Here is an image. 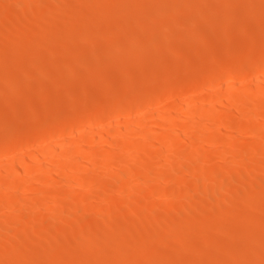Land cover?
I'll list each match as a JSON object with an SVG mask.
<instances>
[{"label":"rangeland","instance_id":"374dc122","mask_svg":"<svg viewBox=\"0 0 264 264\" xmlns=\"http://www.w3.org/2000/svg\"><path fill=\"white\" fill-rule=\"evenodd\" d=\"M5 1L6 0H0V2L2 3L0 4L1 5L0 12H2L0 13V31H1L0 32V86H1L0 87V159H5L4 163L9 162L8 164L19 165L18 163L25 161L24 160L26 157L25 152L29 154V151H33L34 148L36 149V147L37 146L39 147L40 144L42 145L48 144V142L52 140V138H50L51 135H49L50 131H54L58 129L60 130V132H62V137L64 136L63 132L65 131L68 132V130L71 133L73 132L71 136L78 135L79 128L86 126V124L88 123L89 116L92 113L99 112L101 108H103V106L108 107V108L110 107L111 109L112 108L115 109L117 108L118 104L120 105L123 104V106L121 105L119 107L124 109L125 104H126L125 100L130 97H134L136 101H141L142 99H145L146 97H150L152 95L158 94L159 102H157L156 104L154 103L153 105L155 106L154 107L152 106V107L153 108L165 107L166 105L173 103V99H171V97H167L169 96L167 92L169 91L168 90L169 87L172 85H176L180 90L181 89L186 90L185 87H188V84L190 83L192 78L197 79V80H204V79L207 80L208 78L211 79L214 77V78H217V81L221 80L220 81V83L222 82L221 86L222 88H224L229 81L227 80L228 75H229V72L233 69L232 67H234V65L236 68H242L244 66H247L248 64L250 65V63H253L255 59L259 57L258 55L262 54V52L264 53V47H263L264 43H262L264 42V27H263L264 26V21H263L264 13L262 11L264 10V0H262L261 2L260 0L259 1L252 0L253 3H251V0L249 2H247L248 0H244V1L242 0H225V1L224 0H59V1L58 0H53V1L52 0H48V1L47 0H23V2H21L22 0H18L16 2L10 1L8 5L5 6L6 8H4L3 5H5ZM245 2L250 3V4L248 5ZM256 2L258 5L256 4ZM243 3L245 4L243 5ZM260 3H261V6H260ZM233 4L235 5L233 6ZM236 5H238V7ZM240 5H243L244 7H241ZM8 6L10 9H8ZM85 6H86V9H85ZM227 6L230 8H228ZM20 7H23L22 9L26 11L25 14L27 16L24 15L23 10L20 11L21 10ZM261 8L262 10H260ZM227 9L231 10V12L229 10L227 11ZM38 10H41V11L38 12ZM8 11H10V13ZM256 11L257 13L255 14L254 12ZM13 13L18 14V16L20 15V17H17L18 20L21 19L20 21L22 22L25 21V22L20 23V21H18L16 18V14H13ZM170 13L172 14L170 15ZM245 13L247 14L248 17L245 16L246 15ZM252 15H257L258 18L257 16L252 17ZM4 16H6V18H4ZM41 17L43 20L41 19ZM175 17H176V20H175ZM226 17L228 18V20L230 19L231 21L230 20L228 21ZM241 17H243V21ZM254 17L257 18L259 22L257 19H254ZM171 18L174 20H171ZM246 18L248 19L246 20ZM6 19H8V21ZM156 20H159V21H156ZM255 20L258 22L256 23L257 27H255V23H254ZM11 22H14L15 24L14 23L11 24ZM243 22L245 23L243 24ZM3 24H5L6 26ZM207 24L210 26H207ZM212 26L214 27V29L212 28ZM9 27H10V32L8 29ZM219 28L222 31L221 34L219 32L220 30ZM189 30L190 32H192V35L191 34L189 35L190 33ZM23 31L25 32L23 33ZM33 31H34V35H33ZM213 35L215 36V38ZM220 35L223 37H221ZM227 35L231 37L229 36L227 37ZM186 36H188V39ZM185 40L186 42L184 43ZM255 40L256 42H258V44L253 43ZM204 41H207V42L205 43ZM220 41L224 42L222 46H221L222 42ZM249 41L251 44L249 43ZM164 42L167 45L166 44L164 45L163 44ZM141 44H142L143 49L145 47L146 49H148V50L145 49V51L142 52V56H141L142 48L141 49L139 48L141 51L137 49L139 46H141ZM203 44H206V45L203 46ZM253 44H254V47H253ZM255 44L257 46L259 45V47L261 48L256 49L257 46ZM148 45L149 46L154 45V46L148 47ZM78 48H79V51H78ZM91 48H93V51ZM256 50H260L258 51V54L255 53V55L257 54L256 56L253 54L254 52L250 53V51L256 52ZM245 51L249 52L250 54L246 53ZM129 52L132 54H130ZM212 52H213L215 59L212 58L213 57ZM234 52H236V57L234 55L235 54ZM87 53H89L90 55ZM138 53L140 54L139 55L140 57L138 56ZM173 53L174 55H176L177 53V56H173ZM124 54H127V55H124ZM134 55H136L137 58ZM208 56L209 58L211 57L212 59H214L213 60L214 63H211L212 59L211 58L209 59ZM217 56L219 57L216 58ZM243 56H245V58ZM250 56L252 57L250 58ZM174 57H177V60ZM198 57L199 59L201 58L200 64H199ZM241 57H243L245 60L247 59H251V60L246 62L243 59L242 61ZM29 59L30 61H32V63L29 61ZM218 60H220L219 63H218ZM138 61L140 63L142 62V64H140ZM201 61L203 63H201ZM115 65L117 66L115 67ZM174 68H176V70L172 71ZM183 69L185 72L183 71ZM138 70L140 71L138 72ZM149 72L152 73L151 76ZM140 75H143V76L140 77ZM145 76H146V80L149 79V77H150V80L146 81ZM122 77H125V78H123L121 81ZM131 79L133 80L134 83L132 82ZM249 79L251 81V77L246 76L245 79H242L241 81L238 82L237 87L238 88L240 87L241 89H244L247 87L246 90H252L254 86L256 85V83L255 82L253 83V81L252 82L249 81L248 83ZM149 81H151L150 82L151 84L149 83ZM217 81L215 83L218 84L219 82ZM135 82H136V85H135ZM156 82H158V84H155ZM124 84H126V86L128 84V87H125ZM217 84H215L213 87L216 91H218L219 89V87H217L216 89ZM117 85H120L121 89H119V86H118L117 89L119 90H117L116 89ZM131 85H133V87ZM180 85H182L181 88H180ZM198 86L199 85L193 87V89L194 88L195 89L192 92V95L197 96V97L201 96L203 98H206L207 94L209 95L210 92L201 93V91H199L201 90L200 89L201 86L199 87ZM128 88H130V90ZM132 88H134V90H132ZM248 88H251V89H248ZM122 90L123 91L125 90V91L122 92ZM196 90L198 92H196ZM107 91H109V93ZM128 91H131L133 93L128 92ZM161 92H163V94ZM12 98L14 99V102ZM83 101H85V103H83ZM118 101H120V103ZM258 109L259 108H255L251 111H249L250 110L249 109L247 110L248 114H245L244 116L238 115L242 118L238 117L237 113L233 112L234 117L225 120V123H223L222 125L219 124L221 126L219 125H218L219 127L217 126L218 127L217 129L219 132L215 130L217 132L216 134H219V136H221V134H223L224 131L225 133L231 132L233 133L232 136L238 140V141L236 140V144L240 143L241 146L237 147L239 145L237 144L236 148L233 149L234 151L237 150L238 148H240V150L244 148V150L242 151L237 150V152H235V156H232L231 159L229 158V160L225 161L223 156H220L222 152H223L222 155L224 154L226 144L218 138H216L210 143L204 142L203 144V142H201L202 145H200V148H201V151L203 150L201 153L213 155L214 160L210 162L207 161L205 157H202V154L200 157H198L199 159L195 158V160L185 158V157L181 159H178V158L175 159L173 157L174 154L165 155L166 159L168 157L171 158L172 156L173 158L172 160L173 161L175 160L174 161L175 163L173 161L172 163L176 165L178 164L180 166V171L177 172L176 174L172 172V170H174V167H173L174 164L173 165L170 164L167 166L162 165L161 167H158L159 165L156 162L157 160H155L154 155L148 154L143 159H140L136 161L135 163L131 164V169H133L136 172V174L133 175V177L128 176V179L126 177V181L130 182L128 183L129 185L128 187L130 188L127 191L123 192V190H120L118 187L117 188L118 191L115 189L116 191L115 190L113 191L115 193L112 192L111 194L113 195L110 194L109 198L112 197L113 199H109L107 198L108 196H106L107 195V190H106L107 185L106 184H108V181L111 182V179H112L114 180L112 181V183L114 182V184L117 185V183H115L116 181L115 178L117 180L119 179V177H117L118 173L122 175V173H120L122 171L118 169V167L116 168V166H118L120 163L119 161H120L121 152L120 154L115 153L107 158L99 155L98 152H100L102 150V146H104V144H102L104 142H101L103 141L101 138V135H100V138H98L99 136L96 135L97 141H95L94 146L96 147L95 149L97 150V152L93 153L92 157L90 156L91 159L89 160H92L90 162L94 163V164H91L92 167H94V169H96V167H98L99 169L98 175L100 177L99 176L98 177L100 179L102 177V179L99 182L103 184L105 183L104 185L101 184L102 187L99 185L100 184L99 182L94 183V184L90 183L88 187L79 185V184L70 185L69 179H66V177L65 178L53 177L52 180L47 179L51 182H48V181L44 183L41 182L42 184H40V181H36L35 185L31 189H28V190H26L25 188L18 190L16 186L10 187L11 185L5 186L4 188V186L0 184V195H1L0 196V228H1L0 234H2L0 235L1 237L0 238V264H36V263L37 264H48V262H50L49 264H78V263L79 264L80 263L81 264H119V263L120 264H145V263L146 264H150V263L151 264H168V263L169 264H180L181 261H182L181 264H183V262L184 264H199V263L200 264H221V262L223 264H235L233 263V261L234 262L236 261V264H255V263L263 264L264 263V252H263L264 250V246H263L264 245V209H263L264 208L263 206L264 205V198H263L264 197V190H263L264 189L263 187L264 186V167L263 165L264 164L261 163V161L264 162V143L262 142L263 144L261 146L260 145L261 136L256 135L255 133H252L249 131V127L251 126L249 124L251 123L252 125L253 123H256V122H258L259 124L262 123L261 125L264 124V109L263 110H260V109L258 110ZM133 111H137V110H135L134 108ZM260 111H263L262 116H258ZM234 113L236 116L234 115ZM110 116L111 115H108L107 117L109 121L106 118L107 121L105 120V122H97L96 125H93L92 129L91 127L89 128L92 131L93 130L98 131L97 129L99 130L102 129L101 131L102 133L104 132V136H105L106 134L105 132L113 131L115 129L114 128L115 126L124 125L125 122L128 121L127 118H129V120L131 116H132L131 118H134L136 116V113L134 112L130 115L121 113V116H119L118 118H116V116L113 114L111 117ZM244 117L246 118L244 119ZM133 121L135 122L136 120L133 119ZM259 121H261V123ZM105 125H108L107 128ZM87 127L88 126H86V128ZM61 128L63 130H61ZM89 128L87 129L89 132H91ZM158 130L161 131V133L158 132ZM158 130L157 129L154 130L155 132L157 131L156 134H158L160 137H163V135L166 136L165 135L166 132H164V130H161V129H158ZM123 132L124 130L122 131V133ZM122 133L118 136L119 138L117 137L118 141L110 140L112 141L111 143L112 145L115 142H117V144L115 143V146H113V148L117 150L120 149V148H117V147H120L119 142H123L125 138V136ZM172 134L169 133L167 137L169 139L170 138L173 139L176 137L174 140H177V143L181 145V147L185 144L183 148L185 147V149L187 150L191 149L195 145L194 140L197 141V139H195L197 137L195 134L184 135L183 131L181 133H172ZM178 134L180 137L177 136ZM29 136L38 137L36 141L37 143H38V140L41 138L40 140H42V142L38 144L37 143H34V144L27 143V138H29ZM69 137H67L69 139V141L67 142H69L70 144L73 141L75 142V140H73L75 139V137L73 138L71 137L69 138ZM76 138L77 140H79L78 136H76ZM121 138L122 140L120 141ZM240 138L241 139L243 138V139L240 140ZM74 142H73V145H74ZM149 143L151 142L149 141L143 142L144 145L145 144L148 145ZM156 144H158V141ZM256 144H259V146L258 145L256 146ZM26 145H29V146L26 147ZM155 146L158 147V145H155ZM97 148L98 149L101 148L100 151ZM129 151L130 153H132L133 150H129ZM129 151H126L128 153L124 152L123 154H130ZM22 153H25V154H22ZM236 153H240V154L238 155ZM217 154L220 157L216 156ZM236 155L238 156L236 157ZM241 158L244 160H242ZM245 158L248 159V161H246ZM44 159L49 160V158L48 159L44 158ZM44 159H42L43 162L41 161L38 164L40 165L41 163H43L40 165L41 168L42 167L43 168L35 169L34 171H31L32 175L31 173L30 174L27 173L28 175L24 174L25 176L24 175L23 176L27 177L25 179L29 181L32 179L31 181H34L33 179H38L39 175L42 176L43 174L42 172L46 170L45 166L43 165H46L47 167V164L49 162V161H44ZM240 160H242V163ZM227 162H229V164ZM219 164H222L223 166L228 165L229 167L228 166L223 167L222 165L220 166ZM36 167L39 168L38 166ZM147 167L152 168L151 170L152 173L150 174L149 178H144L142 176L143 173L141 175L139 174L142 171H144ZM200 167L204 170L207 169L208 173L210 172L208 176L209 179L207 180L209 184H211L212 186L215 185L216 183L218 185L221 179L226 177V175H229V174H226V173H229V170L234 171L238 169L236 171L241 172V174L239 173L241 175L240 177L241 180L240 179H239L240 181L237 180L239 183H234V186L229 188V190L231 189L230 192L228 191L224 192L225 196L223 194L224 196L223 201L218 203L217 201H215V198L214 199L213 198L210 199L208 197L206 198L207 195L203 191L198 189L203 186L202 185L203 183H200V182L197 183L195 182V179H193L194 184L197 183L195 186L197 188H193L191 184L189 185L185 181H180L181 177H184V178L185 177L192 178L193 176L199 177L200 175H197L196 172H198ZM218 167L219 168L222 167L224 170V171L222 170L223 171V173H221L222 176L220 174H217L216 172V169ZM201 168L199 171L202 170ZM225 168L229 170H227L226 172ZM247 172H248V175H247ZM4 173L5 172L2 173V170H1L0 177L4 179L5 176H7L6 178H8V174L7 173L4 174ZM67 174H66L67 177L71 176L72 178H76L80 175L78 171L76 173L72 172L71 174L70 173H67ZM164 174L166 175L167 178L161 179V177ZM218 176H219V180H218ZM220 176L222 177L221 179H220ZM249 177L251 180H249ZM200 179L202 178L200 177ZM200 179L196 181H202ZM252 180H253V186L255 185L254 187L248 186L251 184L250 182ZM31 181L30 183H32ZM259 181L261 182L258 183ZM247 182H248V185H247ZM236 184L237 185L239 184V185L237 186ZM163 185H166V187L168 188L167 189L168 191L166 194L161 193L160 188H162L161 186ZM138 187H140L139 190H138ZM251 187H253V189ZM32 189H34L35 191H32ZM194 189H195V192H194ZM56 190L58 191V193L61 192V194L63 192L71 191V193L73 192L72 194L75 197L78 196L79 198H75V197L73 198L63 197L62 198L61 197L58 199L60 201L57 200L56 202L53 203V201L49 199V195H51L54 192H57ZM17 191H20L21 193L19 192V195L23 196V198L22 196L20 197L22 202H20L19 205L18 203L9 204L7 203V201H2L3 199H6L7 197L13 196ZM216 191H217V195L220 194L217 189ZM187 193L193 195L192 196L193 200L189 201V198H187V195H188ZM81 195L83 196V198ZM114 196L117 199L114 198ZM133 197H135L137 200H135V198ZM147 197L148 198L151 197V199L149 200H152V197H153L154 200L157 202L159 209L157 208V211L154 213L145 211V214H143L142 216H137L138 218L135 217L136 219H134L135 221H133V223H136L134 225L138 229L137 228L134 229L132 222L128 223V225L129 226L132 225V227L131 226L129 227L124 222H119L117 223V226L115 225L113 229H109V230L107 229L106 231L104 229L100 230L99 228H98L99 231H97V228H96V231L94 230L95 231L94 233L93 228L90 230L88 229L89 231H87V228H91V227L86 226L84 228L86 230H83V231H87V233L81 232L82 230H80L81 228L80 225L82 226L86 225V220H83L84 218L86 219L91 218L89 221L87 220V225H90V226L91 224L93 225L91 221L93 220L94 216H95L94 219H96L97 221L100 219L104 220L102 218H105V221H107V219H109L110 216H111L110 219L116 218L115 216H120V217H117L119 218L118 220H120L122 219L121 217L122 215L125 217V213L126 215L129 214V212L132 210V207L134 208L135 206H138L137 204H139V206H142L145 202H147L146 201L148 199ZM204 199H206L207 201ZM212 199H213L212 203H209L211 202ZM36 200L39 202L40 201L42 202L38 204ZM251 200H253V202H251ZM87 201H91V203ZM201 201H202V204L198 203ZM25 202L30 203L28 204H29V207L31 208V212L33 211L32 212L33 214H31V212L29 211L30 208L25 205L26 204ZM31 202H33V204ZM81 202H84L83 205ZM204 202L205 203L208 202L207 203L208 207L203 205L205 204ZM85 203L90 204V208H88L89 206H87ZM84 204L86 205L85 206L86 208H84ZM191 204L192 206H189ZM194 204L196 205V207ZM94 205L95 207L96 206L97 207L92 208ZM78 206L79 207L81 206L80 207L81 209H78L77 210L78 212H77L76 209L74 208L76 207L79 208ZM25 207L27 208V210ZM52 207L55 208L56 210L54 209L52 211L53 209ZM98 207L99 208L101 207L100 211H102V213L104 212L105 216L103 215L104 213L102 215L99 214L100 212H99ZM82 208L84 209L83 211H82ZM212 208H213V211H212ZM58 209L59 211L60 210L62 211V212L60 211L61 212L60 216L57 215L59 216V218L56 215H54L55 214L54 212L57 211ZM172 209L174 211L173 214L175 216L174 217L175 221H173V218H172L173 217ZM187 209L188 210L190 209V210L188 211ZM197 210H199V212ZM26 211H29V215L31 214L30 216L34 220L31 222V224L25 223V220H27L26 215H28V212ZM92 211L95 212L96 214L93 213ZM70 212H72L73 215ZM107 212L108 214H111L108 216V218L106 215ZM178 212H180V215L178 214ZM183 212L184 213L186 212L185 215ZM190 212H192V214ZM43 213H46L45 214L46 216L43 215ZM260 213H262V215ZM168 214L171 217H168ZM189 214H190V217H189ZM159 215L161 217H158ZM176 215L179 218H177ZM41 216L44 218V221L46 222L45 228L42 227L41 222L38 223L39 221H41L40 219H42ZM48 216L50 219L48 218ZM153 217H155L156 220ZM164 218L167 219L168 222H166V220L164 221ZM169 218H171V220ZM4 221L5 223L6 222L10 223L11 225L10 229L8 230L2 229V225L5 224ZM15 221H18V222H15ZM157 221L159 222V224ZM101 222L102 221L99 222V225H101ZM140 222L141 223L143 222L144 224L142 225ZM54 224L57 225L56 227L58 231H56V228L54 229L55 227ZM169 224H170V227H169ZM13 225H15L16 228ZM124 225L126 226L124 227ZM249 225L251 226V228H249L250 227ZM12 226H13V229H12ZM153 226H155V228ZM145 227L146 229L148 228L149 234H147L144 231L146 230ZM62 230H64L63 231L64 233L62 232ZM135 230H138V231L135 232ZM41 231L46 232V233H42ZM113 231L115 232V234ZM138 232L139 234H135ZM96 234L97 236H95ZM107 234L109 236H105ZM153 234L157 238L154 239L152 237ZM226 235L228 239L229 237H231L230 240H227V238H224L226 237ZM45 236L46 238H44ZM139 236L141 237V239ZM232 236H235L236 239ZM250 237H252V239ZM150 238L153 239L154 241L151 242L152 243L151 246L146 248L145 246L148 244V241H150ZM172 238L173 240L171 241ZM86 239L88 240V242ZM47 240L50 242L49 245H48ZM202 240H203V243L201 244L200 242ZM38 242L39 244H37ZM257 242L259 245L257 244ZM205 243L206 245H204ZM100 244L103 247H101ZM42 245L43 246L47 245V246L44 248ZM30 246H32L33 248L31 247L32 248L31 249ZM117 247L121 248L119 252L117 251ZM24 249H27V250H24ZM172 249L174 250V252H172L173 251ZM235 249H237L238 252H236ZM83 250L84 251L89 250L91 252V256L87 258L88 260L86 258L83 259V255H84ZM256 253L257 255H254ZM54 255L56 256V258ZM196 255H198L199 259L201 257L200 262H198L199 261L198 257L195 258Z\"/></svg>","mask_w":264,"mask_h":264},{"label":"bare ground","instance_id":"6f19581e","mask_svg":"<svg viewBox=\"0 0 264 264\" xmlns=\"http://www.w3.org/2000/svg\"><path fill=\"white\" fill-rule=\"evenodd\" d=\"M10 1H14V2H16V1H18V0H6L5 1V5H3L4 6V8H6L5 6H7L8 5V3L10 2ZM48 1V0H47ZM53 1V0H52ZM59 1V0H58ZM225 1V0H224ZM242 1H244V0H242ZM250 0H248L247 2H249ZM256 1V0H255ZM257 1H259V0H257ZM262 0H260V2H261ZM20 2V1H19ZM21 2H23V0L21 1ZM46 2V1H45ZM78 2V1H77ZM229 2V1H228ZM247 2H245V3H247ZM26 3V2H25ZM56 3H57V1H56ZM74 3V2H73ZM217 3H218V1H217ZM223 3V2H222ZM233 3V2H232ZM245 3H243V5L245 4ZM251 3H253L252 2V0H251ZM263 3V2H262ZM0 4H2L1 2H0ZM44 4V3H43ZM61 4V3H60ZM65 4V3H64ZM72 4V3H71ZM226 4H227V2H226ZM240 4V3H239ZM248 5L250 4V3H247ZM256 4H257V2H256ZM52 5V4H51ZM74 5V4H73ZM97 5V4H96ZM204 5V4H203ZM231 5V4H230ZM235 4H233V6H234ZM243 5H240L241 7H244ZM258 5V4H257ZM1 6V5H0ZM22 6V5H21ZM47 6V5H46ZM93 6H94V4H93ZM217 6V5H216ZM215 6V7H216ZM237 7H238V5H236ZM240 6H239V8H240ZM252 6V5H251ZM260 6H261V3H260ZM259 6V7H260ZM26 7V6H25ZM30 7V6H29ZM32 7V6H31ZM72 7V6H71ZM80 7V6H79ZM212 7V6H211ZM214 7V6H213ZM221 7V6H220ZM226 7V6H225ZM228 7V6H227ZM232 7V6H231ZM23 7H20V11H22L23 10V13H24V15H26L25 14V12L26 11H24V9H22ZM140 8V7H139ZM162 8V7H161ZM228 8H230V7H228ZM8 9H10L9 8V6H8ZM39 9V8H38ZM51 9V8H50ZM56 9H57V7H56ZM61 9H63V8H61ZM79 9V8H78ZM85 9H86V6H85ZM224 9V8H223ZM233 9V8H232ZM238 9V8H237ZM236 9V10H237ZM243 9V8H242ZM15 10V9H14ZM29 10H30V8H29ZM33 10V9H32ZM66 10V9H65ZM81 10V9H80ZM92 10V9H91ZM226 10V9H225ZM229 9H227V11H228ZM248 10V9H247ZM260 10H262V8L260 9ZM39 11H41V10H38V12ZM219 11V10H218ZM230 12H231V10H229ZM250 11V10H249ZM263 11V13H264V10H262ZM6 12V11H5ZM9 13H10V11H8ZM30 12V11H29ZM33 12V11H32ZM31 12V13H32ZM54 12V11H53ZM60 12V11H59ZM233 12V11H232ZM241 12V11H240ZM0 13H2V12H0ZM36 13V12H35ZM69 13V12H68ZM71 13V12H70ZM248 13V12H247ZM255 14L257 13V11L256 12H254ZM13 14H16V13H13ZM20 14V13H19ZM48 14V13H47ZM67 14V13H66ZM172 13H170V15H171ZM178 14V13H177ZM241 14V13H240ZM246 14V13H245ZM244 15V14H243ZM258 15V14H257ZM257 15H252V17L253 16H257ZM2 16V15H1ZM27 16V15H26ZM32 16V15H31ZM40 16V15H39ZM56 16V15H55ZM158 16V15H157ZM180 16V15H179ZM245 16H247V14L245 15ZM13 17V16H12ZM17 17H20V15L18 16V14H16V18ZM71 17V16H70ZM70 17H68V18H70ZM148 17V16H147ZM165 17V16H164ZM167 17V16H166ZM228 17H230V16H228ZM248 17V16H247ZM250 17V16H249ZM254 17V19H257L258 18V16H257V18H255ZM4 18H6V16H4ZM8 18V17H7ZM28 18V17H27ZM36 18V17H35ZM39 18V17H38ZM47 18V17H46ZM55 18V17H54ZM120 18V17H119ZM227 18V17H226ZM242 18V21H243V17H241ZM245 18V17H244ZM9 19V18H8ZM8 19H6L7 21H8ZM26 19V18H25ZM29 19V18H28ZM30 19H31V17H30ZM41 19H42V17H41ZM123 19V18H122ZM147 19V18H146ZM232 19V18H231ZM248 18H246V20H247ZM253 19V18H252ZM253 19V20H254ZM5 20V21H6ZM17 20H18V18H17ZM21 19H19L18 21H20ZM34 20V19H33ZM43 20V19H42ZM46 20V19H45ZM48 20V19H47ZM119 20V19H118ZM168 20V19H167ZM171 20H174V19H172L171 18ZM175 20H176V17H175ZM227 20H228V18H227ZM230 20V19H229ZM228 20V21H229ZM258 20V19H257ZM11 21V20H10ZM13 21V20H12ZM26 21H28V20H26ZM69 21V20H68ZM92 21V20H91ZM103 21V20H102ZM116 21V20H115ZM150 21V20H149ZM156 21H159V20H156ZM161 21V20H160ZM231 21V20H230ZM245 21V20H244ZM251 21V20H250ZM256 21V20H255ZM254 21V23H255V27H257L256 26V23H258L259 22V20H258V22L256 21L255 22ZM264 21V20H263ZM16 22V21H15ZM22 21H20V23H21ZM25 22V21H24ZM24 22H22V23H24ZM33 22V21H32ZM37 22H38V20H37ZM135 22V21H134ZM166 22V21H165ZM233 22V21H232ZM2 23H4V22H2ZM12 23H14V22H11V24ZM19 23V22H18ZM42 23H44V22H42ZM66 23V22H65ZM117 23V22H116ZM153 23V22H152ZM245 22H243V24H244ZM15 24V23H14ZM26 24V23H25ZM32 24H34V23H32ZM150 24V23H149ZM158 24V23H157ZM163 24H164V22H163ZM196 24H197V22H196ZM242 24V25H243ZM260 24V23H259ZM263 24V23H262ZM3 25H5V24H3ZM6 25H7V23H6ZM5 25V26H6ZM18 25V24H17ZM35 25H36V23H35ZM48 25V24H47ZM96 25V24H95ZM94 25V26H95ZM136 25V24H135ZM147 25V24H146ZM194 25V24H193ZM219 25V24H218ZM13 26H15V25H13ZM29 26V25H28ZM114 26V25H113ZM119 26V25H118ZM155 26V25H154ZM207 26H210V25H208L207 24ZM221 26V25H220ZM220 26H218V27H220ZM248 26V25H247ZM251 26V25H250ZM25 27V26H24ZM23 27V28H24ZM157 27V26H156ZM187 27V26H186ZM189 27V26H188ZM264 27V26H263ZM22 28V29H23ZM43 28V27H42ZM86 28V27H85ZM116 28V27H115ZM132 28V27H131ZM212 28L214 29V27L212 26ZM247 28V27H246ZM6 29H7V27H6ZM9 29V32H10V27L8 28ZM16 29H17V27H16ZM152 29V28H151ZM160 29V28H159ZM190 29V28H189ZM204 29V28H203ZM218 29V28H217ZM220 29V28H219ZM233 29V28H232ZM251 29V28H250ZM30 30V29H29ZM86 30V29H85ZM187 30H188V28H187ZM210 30V29H209ZM21 31V30H20ZM117 31V30H116ZM191 31H193V30H191ZM213 31V30H212ZM1 32V31H0ZM16 32V31H15ZM25 31H23V33H24ZM51 32V31H50ZM189 32H190V30H189ZM214 32V31H213ZM216 32H218V31H216ZM219 32H220V34L222 33V31H221V29L219 30ZM229 32H231V31H229ZM233 32V31H232ZM171 33V32H170ZM188 33V32H187ZM208 33V32H207ZM226 33V32H225ZM14 34V33H13ZM112 34V33H111ZM166 34V33H165ZM192 35V32H190L189 33V35ZM228 34V33H227ZM230 34V33H229ZM232 34V33H231ZM33 35H34V31H33ZM185 35V34H184ZM188 35V36H189ZM223 35V34H222ZM181 36V35H180ZM188 36H186L187 37V39H188ZM214 36V35H213ZM221 36V35H220ZM229 35H227V37H228ZM40 37V36H39ZM182 37V36H181ZM221 37H223V36H221ZM229 37H231V36H229ZM8 38V37H7ZM13 38V37H12ZM22 38V37H21ZM25 38V37H24ZM86 38V37H85ZM185 38V37H184ZM183 38V39H184ZM207 38V37H206ZM212 38V37H211ZM214 38H215V36H214ZM80 39V38H79ZM84 39V38H83ZM166 39V38H165ZM171 39V38H170ZM182 39V38H181ZM225 39V38H224ZM50 40V39H49ZM168 40H169V38H168ZM191 40V39H190ZM204 40V39H203ZM5 41V40H4ZM85 41H87V40H85ZM91 41V40H90ZM251 41V40H250ZM250 41H249V43H250ZM9 42V41H8ZM81 42V41H80ZM84 42V41H83ZM132 42V41H131ZM165 42H166V40H165ZM163 43L164 45L166 44V43ZM186 42V40L184 41V43ZM201 42H202V40H201ZM205 43L207 42V41H204ZM220 42H222V41H220ZM252 42V41H251ZM2 43V42H1ZM94 43V42H93ZM93 43H91V44H93ZM188 43V42H187ZM190 43V42H189ZM200 43V42H199ZM224 42H222L221 43V46H222V44H223ZM248 43V44H249ZM253 43H257L258 44V42H256V40L253 42ZM262 43H264V42H262ZM4 44V43H3ZM8 44V43H7ZM195 44V43H194ZM251 44V43H250ZM261 44V43H260ZM9 45V44H8ZM69 45V44H68ZM77 45V44H76ZM75 45V46H76ZM78 45H79V43H78ZM77 45V46H78ZM134 45V44H133ZM144 45V44H143ZM167 45V44H166ZM170 45V44H169ZM181 45V44H180ZM185 45V44H184ZM206 44H203V46H205ZM225 45V44H224ZM256 45V44H255ZM73 46V45H72ZM71 46V47H72ZM108 46V45H107ZM110 46V45H109ZM138 46V45H137ZM147 46V45H146ZM154 45H151V46H149L148 45V47H153ZM177 46V45H176ZM248 46H250V45H248ZM248 46H247V48H248ZM257 46V45H256ZM102 47V46H101ZM115 47V46H114ZM157 47H159V46H157ZM191 47V46H190ZM253 47H254V44H253ZM264 47V46H263ZM262 47V48H263ZM9 48V47H8ZM23 48V47H22ZM80 48H82V47H80ZM130 48V47H129ZM141 49L142 48V44H141V46H139L137 49ZM178 48V47H177ZM180 48V47H179ZM185 48H186V46H185ZM192 48V47H191ZM256 48V47H255ZM259 48H261V47H259V45L257 46V48L256 49H259ZM77 49V48H76ZM92 49V51H93V48H91ZM118 49V48H117ZM135 49V48H134ZM136 49V50H137ZM139 49V50H140ZM145 49H146V47L143 49L142 48V51H141V56H142V52L143 51H145ZM181 49V48H180ZM194 49V48H193ZM205 49H206V47H205ZM251 49V48H250ZM95 50V49H94ZM122 50V49H121ZM138 50V51H139ZM146 50H148V49H146ZM186 50V49H185ZM188 50V49H187ZM207 50H209V49H207ZM244 50H245V48H244ZM252 50H253V48H252ZM260 50H262V49H260ZM260 50H256V52L255 51H250V53L252 52H254L253 54L255 55V53H257L258 54V51H260ZM27 51V50H26ZM39 51V50H38ZM78 51H79V48H78ZM82 51V50H81ZM80 51V52H81ZM91 51V50H90ZM137 51V52H138ZM11 52V51H10ZM121 52V51H120ZM126 52V51H125ZM132 52H134V51H132ZM136 52V51H135ZM147 52V51H146ZM187 52V51H186ZM188 52H190V51H188ZM206 52V51H205ZM214 52V51H213ZM213 52H212V55H213ZM246 53H248V54H250L249 52H247V51H245ZM49 53V52H48ZM61 53V52H60ZM100 53V52H99ZM118 53V52H117ZM116 53V54H117ZM130 53V52H129ZM175 53V52H174ZM174 53H173V56H177V53H176V55H174ZM179 53V52H178ZM235 53V54H234ZM233 54L235 55V57H236V52H234ZM243 53H244V51H243ZM46 54V53H45ZM53 54V53H52ZM87 54H89V53H87ZM107 54V53H106ZM115 54V55H116ZM123 54V53H122ZM130 54H132V53H130ZM143 54H145V53H143ZM202 54V53H201ZM205 54V53H204ZM256 54V55H257ZM27 55V54H26ZM50 55V54H49ZM73 55V54H72ZM90 55V54H89ZM124 55H127V54H124ZM136 55H137V53H136ZM136 55H134L135 57H136ZM140 54L138 53V56H139ZM215 55H216V53H215ZM243 55V54H242ZM245 55V54H244ZM247 55V54H246ZM255 55V56H256ZM46 56V55H45ZM105 56V55H104ZM129 56V55H128ZM133 56V55H132ZM230 56V55H229ZM253 56V55H252ZM252 56H250V58L252 57ZM259 57L258 58H256L255 59V61L253 62V63H250V65L248 64L247 66H244V67H242V68H236L235 67V65H234V67H232L233 69L229 72V75H228V79L227 80H229L228 81V83L226 84V86L224 87V88H222V86H221V83H220V81H217V78H211V79H207V80H197V79H194V78H192L191 79V81H190V83L188 84V87H185L186 88V90H180L176 85H172V86H170L169 87V91H167L168 92V94H169V96H167V97H171V99H173V103H170V104H168V105H166L165 107H156V108H153L155 105H153L154 103L156 104L157 102H159L158 100H159V95L157 94V95H152V96H150V97H146L145 99H142L141 101H136L135 99H134V97H130V98H128V99H126L125 100V102H126V104H125V108L124 109H122V108H120L119 106H123V104H118V106H117V108H108V107H105V106H103V108H101V110L99 111V112H96V113H92L90 116H89V118H88V123L86 124V126H88L87 128H89V127H91V129H92V127H93V125H96V123L97 122H105V120H106V118L108 117V115H111L112 116V114L113 115H115L116 116V118H118L119 116H121V113L123 114V113H125V114H132V113H136V116L134 117V118H131L130 117V120H129V118H127V122H125V120H124V122H125V124L124 125H118V126H115L114 128V130L113 131H109V132H105L106 134H105V136H104V132L102 133V129L101 130H99V129H97L98 131H95V130H91L90 128H89V130H91V132H89L88 131V129L86 128V126H84V127H78L79 128V132H78V135H76V136H78L79 138V140H77V138H76V136H71L72 134H73V132L71 133L69 130H68V132L67 131H65V132H63L64 134V136L62 137V132H60V130H54V131H50V133H49V135H51L50 136V138H52V140L51 141H49L48 142V144H46V145H42V144H40L39 145V147L37 148L36 147V149L34 148V150L33 151H29V154L27 153V152H25L26 153V157H25V161H22V162H20V163H18L19 165H15V164H8V163H4V161H5V159H0V171L2 170V173L3 172H5L4 174H8V178H6L7 176H5V178L4 179H2V177H0V184L2 185V186H4V188H5V186H9V185H11L10 187H12V186H16V188L19 190V189H26V190H28V189H31L34 185H35V182L36 181H40V184H42L41 182H51V181H49V180H47V179H51L52 180V178L53 177H62V178H65L66 177V179H69V183H70V185L72 184V185H74V184H79V185H83V186H87L88 187V185L90 184V183H98L101 179H102V177H101V179L99 178L100 176L98 175V172H99V169H98V167H96V169H94V167H92V165L91 164H94V163H92V162H90V161H92V160H89V159H91L90 158V156L92 157V155H93V153H96L97 152V150L95 149L96 147L94 146V143H95V141H97V138H96V135L97 136H99L98 138H100V135H101V138H102V140L103 141H101V142H104V143H102V144H104V146H102V150L100 151V149H98L100 152H98L99 153V155H101L102 157H105V158H107V157H109V156H111V155H113V154H120V152H121V154H120V163H119V165L118 166H116V168L118 167V169H120L122 172H120V171H118V172H120V173H122V175L121 174H119L118 173V175H117V177H119V179L117 180L116 178H115V183H117V185L116 184H114V182L112 183V181H114V180H112L111 179V182L110 181H108V184H106L107 185V188H106V190H107V195L106 196H108L107 198H109L110 197V194L116 189L117 190V188L119 187V189L120 190H123V192L124 191H127L130 187H128L129 185H128V183H130V182H127L126 181V177H127V179H128V176L130 177V176H132L133 177V175H135L136 174V172L133 170V169H131V164L132 163H135L136 161H138V160H140V159H143L146 155H148V154H150V155H154V157H155V160H157L156 162L158 163V167H161L162 165H170V164H174L175 162V160L173 161L172 159V156H171V158L170 157H168L167 159H166V156L165 155H167V154H174V158L176 159V158H178V159H181V158H183V157H185V158H189V159H194L195 160V158H198V157H200L201 156V152L203 151H201V148H200V145H202L201 144V142H203V144H204V142H212L213 140H215L216 138H218V139H220L222 142H224L226 145V147H225V151H224V154L222 155V153H221V155L220 156H223V158L225 159V161L226 160H229V158L231 159V157L232 156H235V152H237V150H239V151H242V150H244V148L242 149V150H240V148H238L237 150H233V149H235L236 148V145L237 144H239L237 147H239V146H241L240 145V143H237L236 144V140L237 139H235V137H233L232 135H233V133H231V132H226L225 133V131H224V133L223 134H221V136H219V134H216L217 132L215 131V130H217L218 131V127L219 126H221L223 123H225V120H227V119H229V118H232V117H234L233 116V112H235V113H237V116L238 115H242V116H244L245 114H248L247 113V110H249V111H251V110H253V109H255V108H259L260 110H263L264 109V53L262 52V54H260V55H258ZM48 57V56H47ZM119 57V56H118ZM118 57H116V58H118ZM127 57V56H126ZM140 57V56H139ZM204 57V56H203ZM207 57V56H206ZM219 56H217L216 58H218ZM233 57V56H232ZM235 57H234V59H235ZM244 58H245V56H243ZM243 57H241L242 58V61H243ZM73 58V57H72ZM111 58V57H110ZM125 58V57H124ZM129 58H131V57H129ZM137 58V57H136ZM174 58H176V60H177V57H174ZM201 58H202V56H201ZM200 58V59H201ZM208 58H209V56H208ZM208 58H207V60H208ZM211 58V57H210ZM209 58V59H210ZM212 58H214V55H213V57ZM211 58V59H212ZM238 58V57H237ZM240 58V57H239ZM31 59V58H30ZM30 59H29V61H30ZM132 59H133V57H132ZM141 59V58H140ZM198 59H199V57H198ZM200 59H199V64H200ZM215 59V58H214ZM214 59H212L211 60V63H214L213 62V60ZM127 60H129V59H127ZM139 60V59H138ZM206 60V59H205ZM239 60V59H238ZM249 60H251V59H247V60H245L244 59V61H249ZM75 61V60H74ZM132 61V60H131ZM141 61V60H140ZM174 61V60H173ZM219 61L220 60H218V63H219ZM233 61V60H232ZM14 62V61H13ZM31 63H32V61H30ZM139 62V61H138ZM137 62V63H138ZM140 63V62H139ZM175 63V62H174ZM173 63V64H174ZM181 63V62H180ZM201 63H203L202 61H201ZM210 63V62H209ZM46 64V63H45ZM116 64V63H115ZM125 64V63H124ZM140 64H142V62L140 63ZM172 64V63H171ZM176 64V63H175ZM182 64V63H181ZM198 64V65H199ZM205 64V63H204ZM232 64V63H231ZM234 64V63H233ZM246 64V63H245ZM112 65V64H111ZM111 65H109V66H111ZM139 65V64H138ZM159 65H161V64H159ZM167 65V64H166ZM202 65V64H201ZM4 66V65H3ZM106 66V65H105ZM117 65H115V67H116ZM122 66H124V65H122ZM140 66V65H139ZM172 66V65H171ZM182 66H184V65H182ZM16 67V66H15ZM31 67V66H30ZM114 67V66H113ZM121 67V66H120ZM162 67V66H161ZM160 67V68H161ZM168 67H170V66H168ZM173 67V66H172ZM174 67H175V65H174ZM186 67V66H185ZM185 67H183V68H185ZM210 67V66H209ZM26 68V67H25ZM29 68V67H28ZM52 68V67H51ZM110 68V67H109ZM118 68H119V66H118ZM177 68V67H176ZM176 68H174L172 71H174V70H176ZM4 69V68H3ZM2 69V70H3ZM127 69V68H126ZM31 70V69H30ZM123 70V69H122ZM128 70V69H127ZM154 70V69H153ZM152 70V71H153ZM167 70V69H166ZM8 71V70H7ZM19 71V70H18ZM25 71V70H24ZM35 71V70H34ZM140 70H138V72H139ZM171 71V72H172ZM183 71H184V69H183ZM126 72V71H125ZM124 72V73H125ZM129 72V71H128ZM143 72V71H142ZM161 72V71H160ZM165 72V71H164ZM185 72V71H184ZM21 73H23V72H21ZM150 73V72H149ZM148 73V74H149ZM6 74V73H5ZM107 74V73H106ZM134 74V73H133ZM142 74V73H141ZM151 74L152 73H150V76H151ZM173 74V73H172ZM179 74V73H178ZM193 74V73H192ZM28 75V74H27ZM72 75V74H71ZM123 75V74H122ZM127 75V74H126ZM126 75H124V76H126ZM129 75V74H128ZM137 75H138V73H137ZM182 75V74H181ZM76 76V75H75ZM143 75H140V77H142ZM147 76V75H146ZM146 76H145V80H146ZM153 76V75H152ZM161 76V75H160ZM176 76V75H175ZM246 76H248V77H251V81H250V79L248 80V83H249V81L250 82H252L253 81V83L255 82L256 83V85L254 86V88L252 89V90H246V88H244V89H241L240 87V89L237 87V84H238V82L239 81H241L242 79H245L246 78ZM104 77V76H103ZM149 77V76H148ZM73 78V77H72ZM123 78H125V77H122L121 78V81H122V79ZM127 78V77H126ZM130 78V77H129ZM128 78V79H129ZM135 78V77H134ZM64 79V78H63ZM62 79V80H63ZM133 79V78H132ZM131 79V80H132ZM158 79V78H157ZM176 79V78H175ZM147 80H150V77H149V79H147ZM146 80V81H147ZM153 80V79H152ZM219 80V79H218ZM223 80V79H222ZM26 81V80H25ZM125 81V80H124ZM144 81V80H143ZM157 81V80H156ZM219 82L218 84L217 83H215V82ZM3 82V81H2ZM132 82H133V80H132ZM151 81H149V83H150ZM23 83V82H22ZM129 83V82H128ZM134 83V82H133ZM132 83V84H133ZM144 83V82H143ZM142 83V84H143ZM147 83V82H146ZM153 83H154V81H153ZM163 83V82H162ZM121 84H122V82H121ZM151 84V83H150ZM155 84H158V82H156ZM215 84H217V86H216V89H217V87H219V89H218V91H216L213 87H214V85ZM125 85V87H128V84H127V86H126V84H124ZM123 85V86H124ZM135 85H136V82H135ZM197 85H199V86H201V90H199V91H201V93H208V92H210V94L208 95L207 94V97L206 98H203V97H197V96H194V95H192V92L194 91V89H193V87L194 86H197ZM118 86H119V89H121L120 87V85H117L116 86V89L118 88ZM132 87H133V85H131ZM181 86L182 85H180V88H181ZM198 86V87H199ZM251 86V85H250ZM1 87V86H0ZM7 87V86H6ZM137 87V86H136ZM197 87V88H198ZM14 88V87H13ZM183 88V87H182ZM196 88V89H197ZM119 89H117V90H119ZM123 89V88H122ZM129 90H130V88H128ZM248 89H251V88H248ZM126 90H127V88H126ZM132 90H134V88H132ZM131 90V91H132ZM162 90V89H161ZM7 91V90H6ZM121 91V90H120ZM125 91V90H124ZM123 90H122V92H124ZM131 91H128V92H131ZM165 91V90H164ZM163 91V92H164ZM13 92V91H12ZM51 92H52V90H51ZM108 93H109V91H107ZM112 92V91H111ZM157 92V91H156ZM160 92V91H159ZM163 92H161L162 94H163ZM196 92H198L197 90H196ZM131 93H133V92H131ZM195 93V92H194ZM7 94V93H6ZM102 94V93H101ZM121 94V93H120ZM126 94H127V92H126ZM5 95V94H4ZM11 95V94H10ZM78 95H79V93H78ZM115 95V94H114ZM131 95V94H130ZM161 95V94H160ZM200 95V94H199ZM16 96V95H15ZM99 96V95H98ZM105 96V95H104ZM113 96V95H112ZM7 97V96H6ZM87 97V96H86ZM13 98H15V97H13ZM12 98V99H13ZM17 98V97H16ZM77 99V98H76ZM124 99V98H123ZM16 100V99H15ZM75 100V99H74ZM85 100V99H84ZM106 100V99H105ZM10 101H12V100H10ZM76 101V100H75ZM170 101V100H169ZM13 102H14V99H13ZM77 102H79V101H77ZM109 102V101H108ZM119 103H120V101H118ZM172 102V101H171ZM83 103H85V101H83ZM82 103V104H83ZM75 105V104H74ZM73 105V106H74ZM77 105V104H76ZM79 105V104H78ZM136 106H137V108H139V109H137L136 108ZM153 106V107H152ZM80 108H81V106H80ZM100 108V107H99ZM135 108V110H137V111H133V109ZM114 109V110H113ZM258 109V110H259ZM140 110V111H139ZM255 111V110H254ZM257 111V110H256ZM35 112V111H34ZM253 112V111H252ZM235 113H234V115H235ZM251 113V112H250ZM249 113V114H250ZM263 111H260V113L258 114V116H262L263 114ZM255 114V113H254ZM35 116H36V114H35ZM34 116V117H35ZM110 116V117H111ZM236 116V115H235ZM247 116V115H246ZM257 116V115H256ZM109 117V118H110ZM150 117V118H149ZM238 117H240V116H238ZM22 118V117H21ZM236 118V117H235ZM240 118H242V117H240ZM246 117H244V119H245ZM260 118V117H259ZM261 118H263V117H261ZM120 119V118H119ZM132 119V120H131ZM133 119H135L136 121L134 122L133 121ZM239 119V118H238ZM107 120L109 121V119L107 118ZM106 120V121H107ZM258 121V120H257ZM119 122V121H118ZM123 122V121H122ZM255 122V121H254ZM260 123H261V121H259ZM110 123V122H109ZM107 124V123H106ZM112 124V123H111ZM120 124V123H119ZM219 124H221V125H219ZM262 124V123H261ZM261 124H259L258 122H256V123H253V125H252V123L251 124H249V125H251L250 127H249V131L250 132H252V133H255L256 135H259V136H261V140H260V142H261V146H262V144L264 143V127H263V125H261ZM83 125H84V123H83ZM82 125V126H83ZM113 125V124H112ZM219 125V126H218ZM104 126V125H103ZM106 126V128H107V126L108 125H105ZM111 126V125H110ZM218 126V127H217ZM247 126V125H246ZM113 127V126H112ZM55 128V127H54ZM97 128V127H96ZM94 129H95V127H94ZM113 129V128H112ZM155 129H161V130H164V132H166L165 133V135L166 136H164L163 135V137H160L158 134H156V132L154 131ZM61 130H63L62 128H61ZM64 130H65V128H64ZM111 130V129H110ZM124 130V132L122 133V131ZM107 131V130H106ZM183 131V133H184V135H191V134H195L197 137L195 138V139H197V141L196 140H194L195 142V145L191 148V149H189V150H187V149H185V147L183 148V146H185V144L181 147V145H179L178 143H177V140H174L175 138H173V139H169L168 137H167V135L169 134V133H181ZM6 132V131H5ZM158 132H160L161 133V131H159L158 130ZM219 132V131H218ZM123 134L124 136H125V138H124V141L123 142H119V146L120 147H117V148H120V149H115V148H113V146H115V143L117 144V142H115L113 145L111 144L112 143V141H115V140H117V137L120 135V134ZM229 133V134H228ZM231 133V134H230ZM42 134V133H41ZM217 136H216V135ZM242 134V133H241ZM61 135V136H60ZM172 135H174V134H172ZM181 135V134H180ZM239 135V134H238ZM40 136V135H39ZM71 137V138H73V137H75V139H73V140H75V142H74V145H73V142L70 144L69 142H67V141H69V139L67 138V137ZM177 136H179V134L177 135ZM244 136V135H243ZM43 137H45V136H43ZM58 137H60V138H58ZM69 137V138H70ZM180 137V136H179ZM182 137V136H181ZM49 138V137H48ZM119 138V137H118ZM187 138V137H186ZM237 138V137H236ZM37 139H38V137H36V136H29V138H27V143H30V144H34V143H37L36 141H37ZM41 139V138H40ZM38 140V143H41L42 142V140ZM43 139V138H42ZM182 139V138H181ZM184 139V138H183ZM243 139V138H242ZM241 138H240V140H242ZM110 140H112V141H110ZM122 140V138L120 139V141ZM180 140V139H179ZM13 141H14V139H13ZM99 141V140H98ZM118 141V140H117ZM146 141H149V142H151V143H149L148 145H144L143 144V142H146ZM157 141H158V144H156L157 143ZM238 141V140H237ZM160 142V143H159ZM181 142H182V140H181ZM180 142V143H181ZM218 142H219V140H218ZM263 142V143H262ZM26 143V144H27ZM37 143V144H38ZM242 144V143H241ZM259 144H256V146L258 145L259 146ZM155 145H158V147H156ZM187 145V144H186ZM244 145V144H243ZM25 146V145H24ZM24 146H22V147H24ZM27 146H29V145H26V147ZM156 148H155V147ZM190 147V146H189ZM234 147V148H233ZM203 148V147H202ZM247 148V147H246ZM23 149V148H22ZM257 149V148H256ZM259 149V148H258ZM15 150V149H14ZM18 150V149H17ZM25 150V149H24ZM129 150H133L132 151V153H130V151ZM16 151V150H15ZM126 151H129V153L130 154H123L124 152H126ZM21 152V151H20ZM206 152V151H205ZM245 152H246V150H245ZM25 153H22V154H25ZM126 153H128V152H126ZM204 153V152H203ZM207 153V152H206ZM241 153V152H240ZM240 153H236V154H240ZM27 154H28V156H27ZM16 155V154H15ZM214 155H215V153H214ZM238 155H236V157L238 156ZM23 156V155H22ZM216 156H219L218 154L216 155ZM219 156V157H220ZM7 157V156H6ZM202 157H205V159L207 160V161H212V160H214V158H213V155L212 154H202ZM215 157V156H214ZM246 157V156H245ZM44 158H49V160H45ZM42 159H44V161H49L48 162V164H47V167H46V165H43V166H45V168H46V170L44 171V172H42L43 174H42V176H40L39 174V178L38 179H33L34 181H31L32 183H30V181L29 180H27V179H25V178H27V177H24L25 175L24 174H26V175H28L27 173H31V171H34L35 169H42L41 168V164H43V163H41L40 165H38L41 161H42ZM93 159V158H92ZM199 159V158H198ZM204 159V160H205ZM242 159V158H241ZM246 159V158H245ZM20 160H22V159H20ZM89 160V161H88ZM223 160V159H222ZM237 160H239V159H237ZM242 160H244V159H242ZM242 160H240L241 161V163H242ZM172 161L174 162V163H172ZM246 161H248V159H246ZM245 161V162H246ZM19 162V161H18ZM43 162V161H42ZM180 162V161H179ZM182 162V161H181ZM244 162V163H245ZM153 163V162H152ZM156 163V164H157ZM228 164H229V162H227ZM247 163V162H246ZM261 163H263L264 164V162H262L261 161ZM45 164H46V162H45ZM224 164V163H223ZM220 166L222 165V164H219ZM36 166H40L39 168H37ZM97 166V165H96ZM115 166V165H114ZM113 166V167H114ZM150 166V165H149ZM223 166V165H222ZM225 166V165H224ZM223 166V167H224ZM226 166H228V165H226ZM225 166V167H226ZM112 167V168H113ZM173 167H174V170H172V172L173 173H177V172H179L180 171V166L177 164H174L173 165ZM229 167V166H228ZM263 167H264V165H263ZM44 168V169H45ZM201 168V167H200ZM200 168H199V170H200ZM202 168H203V166H202ZM201 168V169H202ZM206 168V167H205ZM231 168V167H230ZM102 169V168H101ZM145 169V168H144ZM226 169V168H225ZM232 169V168H231ZM261 169H262V167H261ZM113 170V169H112ZM151 170H152V168L151 167H147L144 171H142L139 175H141L142 173V176L144 177V178H149V176H150V174L152 173L151 172ZM198 170V172H196L197 173V175H200L199 177H197V176H193V177H195V178H184V177H179L180 179V181H185V182H187L189 185L191 184V186L193 187V188H197V187H195L196 186V184L198 183V182H200V183H203L201 186V188H198L199 190H201V191H203L207 196H206V198L208 197V198H215V201H217L218 203H220V202H222L223 201V199H224V196H225V194H224V192H230V190H229V188H231V187H233L234 186V183H239L238 181H240L241 180V172H237L236 170H238V169H236V170H234V171H231V170H229V169H226V172H227V170H229V173H226V174H229V175H226V177H224L223 179H221L222 177V174L221 173H223V168L221 167V168H217L216 169V172H217V174H220L221 176H220V182L218 183V185H217V183L215 184V185H211V184H209V182H208V180L207 179H209V174H210V172L208 173V170L207 169H202L201 171H199ZM223 170V171H222ZM246 170H248V169H246ZM79 172L80 173V175L78 176V177H76V178H72L71 176L70 177H67L66 176V174L67 173H72V172ZM222 171V172H221ZM231 171V172H230ZM93 172V173H92ZM116 172V171H115ZM190 172H191V170H190ZM192 172H194V171H192ZM200 172V173H199ZM246 172V171H245ZM250 172V171H249ZM35 173V172H34ZM137 173H139V172H137ZM172 173V174H173ZM240 173V174H239ZM103 174V173H102ZM113 174V173H112ZM216 174V175H217ZM224 174H225V172H224ZM24 175V176H23ZM31 175H32V173H31ZM68 175V174H67ZM190 175V174H189ZM246 175V174H245ZM244 175V176H245ZM247 175H248V172H247ZM69 176V175H68ZM75 176V175H74ZM99 176V177H98ZM115 176V175H114ZM224 176V175H223ZM113 177V176H112ZM191 177V176H190ZM200 177L202 178V179H200ZM250 177H252V176H250ZM250 177H249V180H251L250 179ZM254 177V176H253ZM144 178H142V179H144ZM167 177H166V175L164 174L162 177H161V179H166ZM256 178V177H255ZM65 179V180H66ZM105 179V178H104ZM193 179H195V182H197L196 184H194V180ZM202 180V181H204V182H202V181H196V180ZM240 179V180H239ZM106 180V179H105ZM108 180V179H107ZM110 180V179H109ZM207 180V181H206ZM218 180H219V176H218ZM217 180V181H218ZM238 180V181H237ZM245 180H247V179H245ZM259 180V179H258ZM67 181V180H66ZM103 181V180H102ZM131 181V180H130ZM145 181V180H144ZM256 181V180H255ZM149 182V181H148ZM147 182V183H148ZM208 182V183H207ZM248 182H250V181H248ZM248 182H247V185H248ZM261 181H259L258 183H260ZM100 184V186H101V184H103V183H101V182H99ZM251 183V184H250ZM249 184L250 185H248V186H253V180L250 182ZM257 183V182H256ZM45 184H47V183H45ZM49 184V183H48ZM105 184V183H104ZM103 184V185H104ZM209 184V185H208ZM262 184V183H261ZM37 185V184H36ZM92 185V184H91ZM98 185V184H97ZM194 185V186H193ZM198 185H200V184H198ZM211 185V186H210ZM237 185V184H236ZM239 185V184H238ZM237 185V186H238ZM149 186V185H148ZM216 186V187H215ZM255 186V185H254ZM253 186V187H254ZM102 187V186H101ZM162 188H160V190H161V193L162 194H166L167 193V187H166V185H163V186H161ZM253 187H251L252 189H253ZM264 187V186H263ZM133 188V187H132ZM192 188V189H193ZM258 188V187H257ZM7 189V188H6ZM140 189V187H138V190ZM142 189V188H141ZM197 189V190H198ZM216 189L219 191V193L220 194H218L217 195V191H216ZM25 190V191H26ZM71 190H72V188H71ZM115 190V191H116ZM237 190H238V188H237ZM236 190V191H237ZM251 190V189H250ZM264 190V189H263ZM4 191V190H3ZM24 191V190H23ZM32 191H35L34 189H32ZM57 191V190H56ZM118 191V190H117ZM19 192L20 191H17L13 196H10V197H7L6 199H3L2 201H7V203H12V204H17L18 203V205H19V203L20 202H22L21 201V196L22 195H19ZM30 192V191H29ZM60 192V191H59ZM128 192H130V191H128ZM193 192V191H192ZM194 192H195V189H194ZM21 193V192H20ZM73 193V192H72ZM71 193V191L69 192H63L62 194H61V192L60 193H58V191L57 192H54V193H52L51 195H49V199L50 200H52L53 201V203L54 202H56L59 198H73V197H75L73 194ZM113 193H115V192H113ZM3 194H4V192H3ZM76 194V193H75ZM131 194H132V192H131ZM188 194V193H187ZM223 194H224V196H223ZM239 194V193H238ZM242 194V193H241ZM261 194V193H260ZM262 194H263V192H262ZM111 195H113V194H111ZM185 195V194H184ZM198 195V194H197ZM237 195V194H236ZM1 196V195H0ZM77 196V195H76ZM82 196V195H81ZM81 196H80V198H81ZM106 196H105V198H106ZM193 195L192 194H188L187 195V198H189V201L190 200H193V197H192ZM217 198H216V197ZM238 196V195H237ZM42 197V196H41ZM146 197V196H145ZM257 197V196H256ZM22 198H23V196H22ZM75 198H79L78 196L77 197H75ZM74 198V199H75ZM82 198H83V196H82ZM114 198H116L115 196H114ZM133 198H135V197H133ZM148 198V197H147ZM196 198V197H195ZM242 198V197H241ZM264 198V197H263ZM25 199V198H24ZM41 199V198H40ZM39 199V200H40ZM109 199H113L112 197L111 198H109ZM117 199V198H116ZM146 199V198H145ZM149 199H151V197H149L146 201L147 202H143L144 204L142 205V206H139V204H137L138 206H135V205H133V206H135L134 208L132 207V210L129 212V214H127L126 215V213H125V217L122 215L121 217H122V219H120V220H118L119 218H117V217H120V216H115L116 218H112V219H110L111 218V216L109 217V219H107V221H105V218H102V219H104V220H98L99 222L100 221H102L101 222V225H99V222L96 220V219H94V217H93V220L91 221L92 223H93V225L91 224V226L90 225H87V220L89 221L90 219H86V218H84L83 220H86V225L84 226H82V225H80V227H78V228H80V230H82L81 232H86L87 233V231H89L90 229H92L93 228V232L95 233V231H96V228H97V231H99L98 230V228L101 230H109V229H113L114 227H115V225L117 226V223H119V222H124L126 225H128V223H130V222H132L133 223V221H135L134 219H136L135 217H137V216H142L143 214H145V211H147V212H152V213H154V212H156L157 211V208H158V204H157V202L154 200V198L152 197V200H149ZM213 199L211 200V202H209V203H212V201H213ZM29 200V199H28ZM85 200V199H84ZM88 200V199H87ZM115 200V199H114ZM113 200V201H114ZM135 200H137L136 198H135ZM142 200H144V199H142ZM196 200V199H195ZM201 200V199H200ZM204 200H206V199H204ZM250 200V199H249ZM263 200V199H262ZM25 201V200H24ZM30 201H32V200H30ZM37 201V200H36ZM58 201H60V200H58ZM83 201V200H82ZM112 201V200H111ZM117 201V200H116ZM207 201V200H206ZM208 201H210V200H208ZM226 201V200H225ZM261 201V200H260ZM38 202V204H40L42 201H37ZM87 202H90L91 203V201H87ZM109 202V201H108ZM137 202V201H136ZM196 202V201H195ZM233 202V201H232ZM251 202H253V200H251ZM256 202V201H255ZM26 203V202H25ZM29 203V202H28ZM28 203H26L25 205L26 206H28L29 207V204ZM32 204H33V202H31ZM82 203V205H83V203L84 202H81ZM135 203V202H134ZM134 203H132V204H134ZM192 203V202H191ZM198 203H201L202 204V201L201 202H198ZM205 203V202H204ZM208 203V202H207ZM207 203H205V204H203V205H205V206H207ZM238 203V202H237ZM263 203V202H262ZM87 206H89L88 208H90V204H87V203H85ZM84 204V208H86L85 205ZM189 204H190V202H189ZM22 205V204H21ZM55 205V204H54ZM56 205H58V204H56ZM108 205V204H107ZM112 205V204H111ZM186 205H188V204H186ZM195 205V204H194ZM230 205H231V203H230ZM256 205V204H255ZM189 206H192V204L191 205H189ZM188 206V207H189ZM200 206V205H199ZM220 206V205H219ZM219 206H217V207H219ZM264 206V205H263ZM79 207V206H78ZM81 207V206H80ZM74 208V209H76V211L78 210V209H81V208ZM95 207V205L92 207V208H94ZM97 207V206H96ZM95 207V208H96ZM106 207H108V206H106ZM183 207V206H182ZM182 207H181V209H182ZM187 207V208H188ZM195 207H196V205H195ZM208 207V206H207ZM215 207V206H214ZM221 207V206H220ZM236 207V206H235ZM26 208V207H25ZM30 208V207H29ZM53 208V207H52ZM51 208V209H52ZM101 208V207H100ZM100 208L98 207V209H99V214H103L102 213V211H100ZM50 209V210H51ZM55 208H53L52 209V211L54 210ZM159 209V208H158ZM183 209H185V208H183ZM247 209V208H246ZM264 209V208H263ZM24 210V209H23ZM26 210H27V208H26ZM56 210V209H55ZM84 209L82 208V211H83ZM91 210V209H90ZM94 210V209H93ZM104 210V209H103ZM108 210V209H107ZM175 210V209H174ZM188 210V209H187ZM190 210V209H189ZM188 210V211H189ZM236 210V209H235ZM25 211V210H24ZM23 211V212H24ZM30 212H31V208H30V210H29ZM29 211H26V212H28V215H26L27 216V220H25V223L26 224H31V222L32 221H34L32 218H31V214H33L32 212H31V214L29 215ZM61 211V210H60ZM59 211V209L57 210V211H55L53 214L54 215H59L60 216V213L62 212H60ZM109 211V210H108ZM170 211V210H169ZM172 211H173V209H172ZM181 211V210H180ZM198 212H199V210H197ZM201 211V210H200ZM212 211H213V208H212ZM254 211V210H253ZM78 212V211H77ZM93 212V211H92ZM97 212V211H96ZM194 212V211H193ZM255 212V211H254ZM38 213V212H37ZM50 213V212H49ZM70 213H72V212H70ZM74 213H75V211H74ZM93 213H95V212H93ZM98 213V212H97ZM174 213V211L172 212V214ZM184 213V212H183ZM186 213V212H185ZM185 213H184V215H185ZM189 213V212H188ZM191 214H192V212H190ZM203 213V212H202ZM40 214V213H39ZM46 213H43V215H45ZM52 214V215H53ZM85 214V213H84ZM84 214H83V216H84ZM96 214V213H95ZM147 214V213H146ZM157 214V213H156ZM170 214V213H169ZM169 214H168V217H171V216H169ZM178 214L180 215V212H178ZM246 214V213H245ZM257 214H258V212H257ZM261 215H262V213H260ZM23 215V214H22ZM21 215V216H22ZM72 215H73V213H72ZM104 216H105V213L103 214ZM107 218H108V216L109 215H111V214H108V212H107ZM153 215V214H152ZM171 215V214H170ZM182 215V214H181ZM202 215H204V214H202ZM201 215V216H202ZM241 215H243V214H241ZM250 215V214H249ZM256 215V214H255ZM19 216H20V214H19ZM29 216V217H28ZM36 216V215H35ZM46 216V215H45ZM50 216H51V214H50ZM59 216H57L58 218H59ZM68 216V215H67ZM149 216V215H148ZM147 216V217H148ZM192 216V215H191ZM193 216H194V214H193ZM38 217V216H37ZM42 217V216H41ZM53 217H55V216H53ZM86 217V216H85ZM103 217V216H102ZM147 217H146V219H147ZM158 217H161L160 215L158 216ZM164 217V216H163ZM162 217V218H163ZM174 214H173V221H175L174 220ZM176 217L177 218H179L177 215H176ZM189 217H190V214H189ZM220 217V216H219ZM33 218H34V216H33ZM48 218H49V216H48ZM68 218V217H67ZM101 218V217H100ZM138 218V217H137ZM149 218V217H148ZM153 218H155V217H153ZM185 218H187V217H185ZM256 218H258V217H256ZM260 218V217H259ZM26 219V218H25ZM40 219V218H39ZM38 219V220H39ZM50 219V218H49ZM53 219V218H52ZM51 219V220H52ZM57 219V218H56ZM141 219V218H140ZM139 219V220H140ZM170 220H171V218H169ZM182 219V218H181ZM192 219V218H191ZM6 220V219H5ZM41 221H39L38 223H40L41 222V225H42V227L43 228H45V225H46V222L44 221V218L42 217V219H40ZM46 220H47V218H46ZM83 220H81V221H83ZM97 221V223H96V221ZM110 220V221H109ZM155 220H156V218H155ZM158 220V219H157ZM163 220V219H162ZM166 220V222H168L167 221V219H165L164 218V221ZM249 220V219H248ZM22 221V220H21ZM94 221V222H93ZM147 221H148V219H147ZM151 221V220H150ZM163 221V222H164ZM172 221V222H173ZM196 221V220H195ZM259 221H260V219H259ZM15 222H18V221H15ZM85 222V221H84ZM158 222V221H157ZM232 222V221H231ZM246 222V221H245ZM255 222H256V220H255ZM4 223H5V221H4ZM14 223V222H13ZM89 223V222H88ZM141 223V222H140ZM170 223V222H169ZM25 224V225H26ZM37 224V223H36ZM53 224V223H52ZM90 224V223H89ZM134 224H136V223H133V226H134V229L135 228H137ZM142 225L144 224L143 222L141 223ZM158 224H159V222H158ZM244 224V223H243ZM246 224V223H245ZM249 224V223H248ZM48 225V224H47ZM55 225V224H54ZM59 225V224H58ZM126 225H124V227L126 226ZM256 225V224H255ZM15 228H16V226L15 225H13ZM13 226H12V229H13ZM24 226V225H23ZM34 226V225H33ZM32 226V227H33ZM57 225H55V227H54V229L56 228V231H58L57 230V227H56ZM79 226V225H78ZM91 227V228H87V231H83V230H86V229H84L85 227ZM97 226V227H96ZM101 228H100V227ZM119 226V225H118ZM129 226V225H128ZM131 227H132V225H130ZM129 226V227H130ZM160 226V225H159ZM224 226V225H223ZM250 226V225H249ZM10 227H11V225H10V223L9 222H6L5 224H3L2 225V229H4V230H8V229H10ZM32 227H31V229H32ZM82 227H83V229H82ZM154 228H155V226H153ZM164 227H165V225H164ZM169 227H170V224H169ZM232 227V226H231ZM239 227V226H238ZM63 228V227H62ZM61 228V229H62ZM153 228V229H154ZM246 228V227H245ZM249 228H251V226L249 227ZM39 229V228H38ZM52 229V228H51ZM60 229V230H61ZM64 229V228H63ZM89 229V230H88ZM129 229V228H128ZM138 229V228H137ZM145 229H146V227H145ZM244 229V228H243ZM0 230H1V228H0ZM47 230V229H46ZM77 230V229H76ZM95 230V231H94ZM157 230V229H156ZM215 230V229H214ZM236 230H237V228H236ZM247 230V229H246ZM34 231V230H33ZM64 230H62V232H63ZM66 231V230H65ZM73 231V230H72ZM92 231V230H91ZM130 231V230H129ZM129 231H127V232H129ZM136 231H138V230H135V232ZM147 234H149V230H148V228L146 229V230H144ZM155 231V230H154ZM160 231V230H159ZM225 231V230H224ZM252 231V230H251ZM250 231V232H251ZM1 232V231H0ZM9 232V231H8ZM7 232V233H8ZM13 232V231H12ZM16 232H17V230H16ZM42 233H46V232H43V231H41ZM80 232V233H81ZM114 232V231H113ZM134 232V231H133ZM141 232V231H140ZM145 232H144V234H145ZM152 232V231H151ZM209 232V231H208ZM241 232V231H240ZM51 233V232H50ZM49 233V234H50ZM64 233V232H63ZM68 233V232H67ZM101 233V232H100ZM106 233V232H105ZM121 233V232H120ZM120 233H119V235H120ZM125 233H126V231H125ZM157 233V232H156ZM212 233V232H211ZM228 233V232H227ZM89 234V233H88ZM99 234V233H98ZM102 234V233H101ZM104 234V233H103ZM110 234V233H109ZM114 234H115V232H114ZM128 234V233H127ZM131 234V233H130ZM135 234H139V232L138 233H135ZM141 234V233H140ZM223 234H225V233H223ZM237 234V233H236ZM0 235H2V234H0ZM5 235V234H4ZM61 235V234H60ZM173 235V234H172ZM198 235V234H197ZM219 235H221V234H219ZM231 235V234H230ZM241 235V234H240ZM7 236V235H6ZM49 236V235H48ZM54 236V235H53ZM63 236V235H62ZM64 236H65V234H64ZM93 236V235H92ZM95 236H97V234L95 235ZM105 236H109L108 234L107 235H105ZM113 236V235H112ZM131 236V235H130ZM137 236V235H136ZM143 236V235H142ZM160 236V235H159ZM200 236V235H199ZM43 237V236H42ZM118 237V236H117ZM122 237V236H121ZM127 237V236H126ZM140 237V236H139ZM145 237V236H144ZM152 237L155 239V238H157L156 236H154V234L152 235ZM232 237H234L235 238V236H232ZM1 238V237H0ZM30 238V237H29ZM44 238H46V236L44 237ZM51 238V237H50ZM86 238V237H85ZM84 238V239H85ZM93 238V237H92ZM101 238V237H100ZM224 238H227V235H226V237H224ZM230 238L231 237H229V239L227 238V240H230ZM251 239H252V237H250ZM255 238V237H254ZM65 239V238H64ZM98 239V238H97ZM117 239V238H116ZM140 239H141V237H140ZM149 239V238H148ZM175 239V238H174ZM214 239V238H213ZM236 239V238H235ZM78 240V239H77ZM87 240V239H86ZM173 240V238L171 239V241ZM209 240V239H208ZM220 240V239H219ZM31 241H32V239H31ZM35 241V240H34ZM48 241V240H47ZM104 241H105V239H104ZM145 241V240H144ZM154 240L153 239H151L150 238V241H148V244L145 246L146 248H148L149 246H151V242H153ZM243 241V240H242ZM247 241H248V239H247ZM46 242V241H45ZM79 242V241H78ZM87 242H88V240H87ZM93 242V241H92ZM102 242V241H101ZM107 242V241H106ZM229 242V241H228ZM235 242V241H234ZM61 243V242H60ZM77 243V242H76ZM100 243V242H99ZM158 243V242H157ZM198 243H199V241H198ZM201 244L203 243V240L200 242ZM239 243V242H238ZM260 243V242H259ZM262 243V242H261ZM37 244H39V242L37 243ZM50 244V242L48 241V245ZM104 244H106V243H104ZM103 244V245H104ZM200 244V245H201ZM208 244V243H207ZM213 244V243H212ZM250 244H251V242H250ZM253 244H255V243H253ZM257 244H258V242H257ZM163 245V244H162ZM199 245V244H198ZM204 245H206V243L204 244ZM221 245V244H220ZM259 245V244H258ZM43 246V245H42ZM47 245H45V246H43L44 248L46 247ZM62 246H64V245H62ZM74 246V245H73ZM98 246V245H97ZM100 246H101V244H100ZM138 246V245H137ZM160 246V245H159ZM229 246V245H228ZM232 246V245H231ZM238 246V245H237ZM247 246V245H246ZM264 246V245H263ZM28 247H29V245H28ZM27 247V248H28ZM32 246H30V248H31ZM72 247V246H71ZM75 247V246H74ZM101 247H103V246H101ZM164 247H165V245H164ZM202 247V246H201ZM206 247V246H205ZM245 247V246H244ZM33 248V247H32ZM31 248V249H32ZM37 248V247H36ZM50 248V247H49ZM66 248V247H65ZM69 248V247H68ZM80 248V247H79ZM90 248V247H89ZM145 248V249H146ZM151 248H153V247H151ZM157 248V247H156ZM163 248V247H162ZM199 248V247H198ZM224 248V247H223ZM84 249V248H83ZM91 249V248H90ZM89 249V250H90ZM100 249V248H99ZM165 249V248H164ZM169 249V248H168ZM239 249V248H238ZM24 250H27V249H24ZM46 250H47V248H46ZM80 250V249H79ZM89 250H83V252H84V255H83V259L84 258H89L90 256H91V252L89 251ZM96 250V249H95ZM119 250H121V248L120 247H117V251L119 252ZM171 250V249H170ZM173 250V249H172ZM186 250V249H185ZM190 250H192V249H190ZM222 250V249H221ZM236 250V252H238L237 251V249H235ZM250 250V249H249ZM262 250V249H261ZM9 251V250H8ZM22 251H23V249H22ZM37 251V250H36ZM39 251V250H38ZM45 251V250H44ZM97 251V250H96ZM153 251V250H152ZM194 251V250H193ZM233 251V250H232ZM240 251V250H239ZM251 251V250H250ZM13 252V251H12ZM32 252V251H31ZM30 252V253H31ZM48 252V251H47ZM58 252V251H57ZM74 252V251H73ZM172 252H174V250L172 251ZM231 252V251H230ZM263 252H264V250H263ZM18 253V252H17ZM21 253V252H20ZM42 253V252H41ZM50 253V252H49ZM139 253V252H138ZM155 253V252H154ZM205 253V252H204ZM251 253H253V252H251ZM13 254V253H12ZM23 254H24V252H23ZM44 254H46V253H44ZM56 254V253H55ZM175 254V253H174ZM194 254V253H193ZM232 254V253H231ZM245 254V253H244ZM36 255V254H35ZM48 255V254H47ZM157 255V254H156ZM184 255V254H183ZM187 255V254H186ZM195 255V254H194ZM233 255V254H232ZM253 255V254H252ZM254 255H257V253L256 254H254ZM253 255V256H254ZM7 256V255H6ZM19 256H21V255H19ZM31 256V255H30ZM55 256V255H54ZM70 256H72V255H70ZM103 256V255H102ZM134 256V255H133ZM132 256V257H133ZM154 256V255H153ZM159 256H160V254H159ZM189 256V255H188ZM191 256V255H190ZM236 256V255H235ZM240 256V255H239ZM238 256V257H239ZM10 257V256H9ZM37 257V256H36ZM59 257V256H58ZM181 257V256H180ZM196 257H198V255H196L195 256V258ZM229 257H231V256H229ZM245 257V256H244ZM258 257H259V255H258ZM51 258V257H50ZM55 258H56V256H55ZM63 258H64V256H63ZM80 258V257H79ZM165 258V257H164ZM163 258V259H164ZM171 258V257H170ZM179 258V257H178ZM190 258V257H189ZM237 258V257H236ZM240 258V257H239ZM243 258V257H242ZM241 258V259H242ZM252 258V257H251ZM257 258V257H256ZM9 259V258H8ZM21 259V258H20ZM59 259V258H58ZM57 259V260H58ZM60 259H62V258H60ZM158 259V258H157ZM161 259V258H160ZM173 259V258H172ZM171 259V260H172ZM184 259V258H183ZM192 259H193V257H192ZM230 259V258H229ZM233 259V258H232ZM253 259V258H252ZM258 259V258H257ZM77 260H78V258H77ZM88 260V259H87ZM171 260H170V262H171ZM179 260V259H178ZM182 260V259H181ZM198 262H200V260H201V257H200V259H199V257H198ZM204 260V259H203ZM13 261V260H12ZM32 261V260H31ZM43 261V260H42ZM49 261V260H48ZM47 261V262H48ZM70 261V260H69ZM74 261V260H73ZM175 261V260H174ZM194 261V260H193ZM247 261V260H246ZM51 262H52V260H51ZM57 262H59V261H57ZM163 262V261H162ZM182 262V261H181ZM181 262H180V264H181ZM217 262V261H216ZM215 262V263H216ZM243 262H244V260H243ZM249 262V261H248ZM257 262V261H256ZM22 263V262H21ZM50 262H48V264H49ZM70 263V262H69ZM149 263V262H148ZM204 263V262H203ZM207 263V262H206ZM233 263H235L236 264V261L234 262L233 261ZM252 263V262H251ZM37 264V263H36ZM79 264V263H78ZM81 264V263H80ZM120 264V263H119ZM146 264V263H145ZM151 264V263H150ZM169 264V263H168ZM183 264H184V262H183ZM200 264V263H199ZM221 264H223L222 262H221ZM256 264V263H255ZM264 264V263H263Z\"/></svg>","mask_w":264,"mask_h":264}]
</instances>
